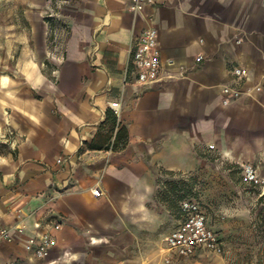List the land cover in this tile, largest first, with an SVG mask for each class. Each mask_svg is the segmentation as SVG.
<instances>
[{"label":"crops","instance_id":"0c3cea01","mask_svg":"<svg viewBox=\"0 0 264 264\" xmlns=\"http://www.w3.org/2000/svg\"><path fill=\"white\" fill-rule=\"evenodd\" d=\"M61 1L0 0V228L24 227L0 264H201L213 253L166 249L181 213L159 239L150 202L164 170L208 171L234 192L242 164L264 177V88L223 104L225 85L264 80V0H155L137 15L130 0ZM148 26L162 78L140 85L130 47ZM40 232L56 238L44 258L25 242Z\"/></svg>","mask_w":264,"mask_h":264},{"label":"rangeland","instance_id":"374dc122","mask_svg":"<svg viewBox=\"0 0 264 264\" xmlns=\"http://www.w3.org/2000/svg\"><path fill=\"white\" fill-rule=\"evenodd\" d=\"M63 3L65 2L61 0L54 3L55 12L61 9ZM57 38L54 34L52 42H56ZM235 173L238 192L230 191L223 176L219 178L208 174V171L205 174H183L166 170L161 172L150 202L151 209L162 217L156 233L159 239L163 231L170 228L171 219L180 216V202L185 198H194L209 206L213 223H220L216 227L225 243L222 255H206L201 259V264H264L262 198L256 197L255 205L252 204V196L243 192L246 188L252 191L256 189L249 187V184L245 185L239 170L235 169ZM184 263L189 264L186 261Z\"/></svg>","mask_w":264,"mask_h":264},{"label":"built area","instance_id":"2783aa9c","mask_svg":"<svg viewBox=\"0 0 264 264\" xmlns=\"http://www.w3.org/2000/svg\"><path fill=\"white\" fill-rule=\"evenodd\" d=\"M155 0H130L128 9L134 15L141 13L148 4ZM199 55L197 60H202ZM130 64L136 75L135 81L140 85L155 83L162 78L161 48L159 42L158 30L154 26H148L142 29L137 35L135 41L130 47ZM237 78L246 75V69L237 66L233 69ZM264 80L253 87L240 89L225 85L223 87V104L228 105L232 101L238 100L242 95H251L253 91H262ZM111 107L116 113H119L120 103L114 101ZM264 111V107H263ZM8 134L13 135L14 130L8 128ZM7 139L0 136V139ZM242 180L255 187L264 188V177L259 173L258 168L252 163L242 164ZM94 195H100L101 189L95 187L92 190ZM180 222L177 227L172 229L164 238L166 249L177 257L193 256L198 250L204 249L215 255H222L225 252L223 241L218 232L208 223L207 212L203 204L194 199L187 198L180 202ZM55 228H60L56 224ZM24 234V227L18 224L12 226H3L0 228V242H12L18 236ZM25 242L33 248L35 256L44 258L48 256L56 244V238L48 232H40L26 237ZM171 262V258L165 260Z\"/></svg>","mask_w":264,"mask_h":264},{"label":"trees","instance_id":"16d2710c","mask_svg":"<svg viewBox=\"0 0 264 264\" xmlns=\"http://www.w3.org/2000/svg\"><path fill=\"white\" fill-rule=\"evenodd\" d=\"M186 199V198H185ZM184 200V199H183ZM179 211H180V206H179Z\"/></svg>","mask_w":264,"mask_h":264}]
</instances>
